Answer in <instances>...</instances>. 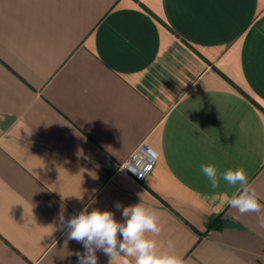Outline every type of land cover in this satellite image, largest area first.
I'll return each instance as SVG.
<instances>
[{
    "label": "crops",
    "instance_id": "0c3cea01",
    "mask_svg": "<svg viewBox=\"0 0 264 264\" xmlns=\"http://www.w3.org/2000/svg\"><path fill=\"white\" fill-rule=\"evenodd\" d=\"M201 164L243 167L264 205V0H0V264H78L61 212L124 222L117 202L154 210L147 238L186 264H264L258 214Z\"/></svg>",
    "mask_w": 264,
    "mask_h": 264
},
{
    "label": "clouds",
    "instance_id": "9594fccd",
    "mask_svg": "<svg viewBox=\"0 0 264 264\" xmlns=\"http://www.w3.org/2000/svg\"><path fill=\"white\" fill-rule=\"evenodd\" d=\"M200 170L212 189L220 188L222 181L229 188H236L227 200L228 206L239 215L257 213V222L264 228V205L259 202V195L243 167L219 172L213 164H201ZM115 207L122 209L124 222H118L111 211L93 209L89 212L87 206L66 222L61 212L60 223L68 229V240H75L84 248L82 254L76 253L78 264H97L98 250L109 257V264L117 257L122 258L120 264H186L181 256L162 251L155 239L147 238V233L158 236L161 232L160 218L154 210L140 204L124 207L119 202ZM118 234L122 239H118ZM168 247H173L171 241Z\"/></svg>",
    "mask_w": 264,
    "mask_h": 264
},
{
    "label": "built area",
    "instance_id": "2783aa9c",
    "mask_svg": "<svg viewBox=\"0 0 264 264\" xmlns=\"http://www.w3.org/2000/svg\"><path fill=\"white\" fill-rule=\"evenodd\" d=\"M158 158V152L148 143L142 142L125 159L121 168L134 180L141 182L153 171Z\"/></svg>",
    "mask_w": 264,
    "mask_h": 264
},
{
    "label": "trees",
    "instance_id": "16d2710c",
    "mask_svg": "<svg viewBox=\"0 0 264 264\" xmlns=\"http://www.w3.org/2000/svg\"><path fill=\"white\" fill-rule=\"evenodd\" d=\"M220 226H218V224L217 223H214L213 225H212V227L211 228H219Z\"/></svg>",
    "mask_w": 264,
    "mask_h": 264
}]
</instances>
